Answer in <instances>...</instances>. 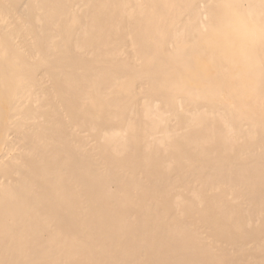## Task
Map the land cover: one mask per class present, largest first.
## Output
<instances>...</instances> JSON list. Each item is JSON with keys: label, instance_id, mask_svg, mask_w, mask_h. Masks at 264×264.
I'll return each instance as SVG.
<instances>
[{"label": "bare ground", "instance_id": "obj_1", "mask_svg": "<svg viewBox=\"0 0 264 264\" xmlns=\"http://www.w3.org/2000/svg\"><path fill=\"white\" fill-rule=\"evenodd\" d=\"M0 264H264V0H0Z\"/></svg>", "mask_w": 264, "mask_h": 264}]
</instances>
